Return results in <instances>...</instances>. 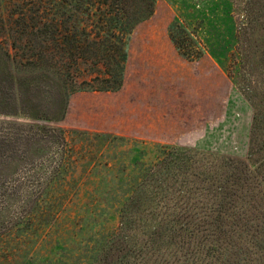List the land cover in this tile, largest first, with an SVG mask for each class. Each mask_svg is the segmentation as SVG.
<instances>
[{"label": "rangeland", "instance_id": "1", "mask_svg": "<svg viewBox=\"0 0 264 264\" xmlns=\"http://www.w3.org/2000/svg\"><path fill=\"white\" fill-rule=\"evenodd\" d=\"M242 2L156 0L153 15L130 35L124 31L120 43L96 38L101 28L72 24L65 0H0V56L7 51L14 61H1L0 77L18 78L20 94L30 97L28 114L46 110L55 120L67 101L63 120L47 124L65 130L75 160L57 219L28 238L0 239V264H88L98 243L117 231L123 202L162 149L246 157L253 111L245 91L260 86L262 76L239 70ZM42 18L57 25L45 45L32 32ZM175 20L177 36L189 32L183 40L200 59L179 55L168 34ZM120 73L116 91L81 84L109 74L114 87ZM196 105L201 123L192 125Z\"/></svg>", "mask_w": 264, "mask_h": 264}, {"label": "trees", "instance_id": "2", "mask_svg": "<svg viewBox=\"0 0 264 264\" xmlns=\"http://www.w3.org/2000/svg\"><path fill=\"white\" fill-rule=\"evenodd\" d=\"M155 4L65 0L64 6L72 24L101 28L96 38L121 43L124 31L130 35L153 15ZM42 20L32 32L45 45L48 29L57 25ZM178 27L173 21L168 34L179 55L200 59L191 54L192 42L183 40L189 32L182 30L179 40ZM236 33L243 77L262 76L260 86L245 91L253 111L246 157L181 146L162 149L123 202L117 231L98 243L88 264H264V0H243ZM1 55L0 63H14L7 51ZM121 58L120 72L125 52ZM122 75L114 87L108 86L109 74L81 84L103 83L92 90L116 91ZM18 83L16 76L0 77V239L13 233L28 238L57 219L75 161L65 130L47 124L63 120L67 101L55 120L46 110L28 114L24 105L30 97L20 94Z\"/></svg>", "mask_w": 264, "mask_h": 264}, {"label": "crops", "instance_id": "3", "mask_svg": "<svg viewBox=\"0 0 264 264\" xmlns=\"http://www.w3.org/2000/svg\"><path fill=\"white\" fill-rule=\"evenodd\" d=\"M207 79V78H206ZM198 107H197V105L193 108V112H192V114H191V116H192V118H193V121L191 122L192 123V125H194V124H198V121L201 123V121L200 120H198V117H199V114H198V112L200 111V114H201V112H202V110L200 109H197ZM148 111H149V108H146V112L148 113ZM170 111H172L170 108H168V111L167 112H170ZM195 115V116H194ZM146 116V118H148L149 119V116L148 115H145Z\"/></svg>", "mask_w": 264, "mask_h": 264}]
</instances>
